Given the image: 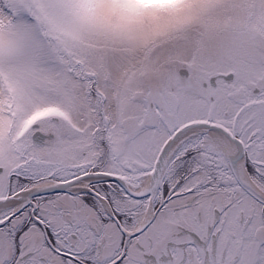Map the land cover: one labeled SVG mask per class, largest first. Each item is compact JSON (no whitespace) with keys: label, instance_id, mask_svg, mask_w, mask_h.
Masks as SVG:
<instances>
[{"label":"flooded vegetation","instance_id":"af4514ba","mask_svg":"<svg viewBox=\"0 0 264 264\" xmlns=\"http://www.w3.org/2000/svg\"><path fill=\"white\" fill-rule=\"evenodd\" d=\"M172 71L184 80L172 79V113L163 118L162 100L153 108L163 144L211 124L178 152H117L96 82L91 152H79L85 130L65 116L30 127L52 136L43 148L66 137L74 150L0 152V264H264V83L233 85L224 105L221 75L232 72L196 84L187 64ZM193 94L206 102L193 107Z\"/></svg>","mask_w":264,"mask_h":264},{"label":"rangeland","instance_id":"374dc122","mask_svg":"<svg viewBox=\"0 0 264 264\" xmlns=\"http://www.w3.org/2000/svg\"><path fill=\"white\" fill-rule=\"evenodd\" d=\"M177 61L196 84L234 73L224 105L233 85L263 84L264 0H0V152L74 150L66 137L36 148L33 129L21 130L47 116L68 117L70 130L80 121L79 152H91L95 82L103 116L117 123V152H159L166 137L153 108L162 100L163 118L172 113V79L184 85ZM191 97L193 107L206 102Z\"/></svg>","mask_w":264,"mask_h":264},{"label":"water","instance_id":"95a60500","mask_svg":"<svg viewBox=\"0 0 264 264\" xmlns=\"http://www.w3.org/2000/svg\"><path fill=\"white\" fill-rule=\"evenodd\" d=\"M225 78L228 80V81H231L233 79V75L232 74H229V75H224ZM209 126L211 124L207 123V122H194V123H190L186 126H184L183 128H181L180 130H178L167 142L166 144L164 145V147L162 148L161 152H168L172 146V143H174V141L178 138V136L180 134H182V132H184L186 129H189L191 127L195 128V127H203V126ZM230 135V134H229ZM231 136V135H230ZM51 138V137H49ZM44 141V137H42L41 135L39 134H35L33 136V142L36 144V145H41ZM260 199H262L259 195H257Z\"/></svg>","mask_w":264,"mask_h":264},{"label":"bare ground","instance_id":"6f19581e","mask_svg":"<svg viewBox=\"0 0 264 264\" xmlns=\"http://www.w3.org/2000/svg\"><path fill=\"white\" fill-rule=\"evenodd\" d=\"M194 134H196L195 131H187V132H185L180 138H178L174 142V144L171 146V148H170V150L168 152H176V150L185 141V139H187L189 136H192ZM208 135L213 137V138H216V139L220 138V136L217 133H214V132H211V131L208 132ZM221 143L224 145L223 142H221Z\"/></svg>","mask_w":264,"mask_h":264}]
</instances>
